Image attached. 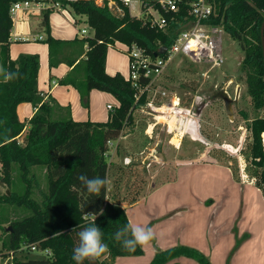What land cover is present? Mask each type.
Segmentation results:
<instances>
[{
    "label": "trees",
    "instance_id": "trees-1",
    "mask_svg": "<svg viewBox=\"0 0 264 264\" xmlns=\"http://www.w3.org/2000/svg\"><path fill=\"white\" fill-rule=\"evenodd\" d=\"M20 0H0V69L17 73L14 79L5 83L0 74V174L1 182L12 184L13 169L17 165L19 176L25 183V192L20 194H0V208L13 205L32 210V214L10 221L4 228L6 239L2 255H13L14 264H76L72 259L73 249L79 244L78 233L89 226V213H99L96 225L103 233V241L109 251L100 258L87 259L83 264H114L120 256H140L143 246L129 251L122 242L114 239L115 232L130 220L122 204H134L144 195L135 190L134 182L126 185L128 178L121 176L130 163L115 165V184L109 183L97 196L91 194L77 177L81 173L89 177H106L112 164L109 161V144L130 132L135 125V112L147 101L150 79L141 77L138 83L127 80L117 72L106 70L109 47L117 42L124 45L136 44L152 58L160 54L163 47L171 48L187 20L186 6L178 13L160 8L168 21L165 29L153 26L141 17L131 15L128 6L119 3L122 13L108 6H98L92 0H65L64 6L75 14L86 16L93 35L84 39L63 41L51 35L50 14H43L42 25L50 46V65L59 64L54 49L60 45L80 42L87 43L79 62L60 80L61 84L73 85L81 94L84 104L89 107V96L93 89L111 93L118 100V106L110 111L108 120H74L69 117H55L56 109L61 108L51 97L38 105V111L26 122L18 116V106L22 102H38L41 92L38 89L40 59L37 54H21L17 59L10 56L13 19L11 6ZM217 14L208 23L223 26L226 32L239 42L245 53L242 70L246 74L248 93L256 109H264V54L261 27L264 20V0H215ZM155 4V3H154ZM157 7L158 5L155 4ZM73 65V62H70ZM29 126L22 140L20 136ZM252 142L248 159L256 168L250 176L264 194V116L254 118L248 126ZM119 149V144L117 145ZM43 166L48 186L40 184L38 171L33 167ZM238 177V176H237ZM240 179V177H238ZM38 192V200L35 192ZM130 199L127 200V196ZM74 229V230H73ZM63 232V235H55ZM50 251V255L30 258L35 250ZM187 256L201 264H211L210 259L199 249L188 245H176L169 249L157 250L150 264H166L169 260Z\"/></svg>",
    "mask_w": 264,
    "mask_h": 264
},
{
    "label": "crops",
    "instance_id": "crops-1",
    "mask_svg": "<svg viewBox=\"0 0 264 264\" xmlns=\"http://www.w3.org/2000/svg\"><path fill=\"white\" fill-rule=\"evenodd\" d=\"M29 11H22L14 22L11 33L10 56L37 54L40 59L38 102H22L18 116L26 122L38 111V105L53 97L61 108L55 117L74 120L106 121L108 105L118 106L114 95L93 89L87 107L73 85L61 84L69 71L79 62L87 43H68L54 49L59 64L50 65V46L42 25L43 14L51 10V35L63 41L84 39L93 35L86 16L77 15L64 6L65 0H36ZM56 3H59L57 5ZM86 34L82 35L81 30ZM73 62V65H70ZM106 70L109 74L129 71L126 46L117 42L109 47ZM29 126H26L25 131ZM133 224L151 227L155 237L144 246L142 256H120L114 264H150L157 250L175 245H188L199 249L211 264H234L240 259L259 260L264 264V194L250 179H239L231 166L211 160H192L176 167L172 179L149 191L134 204H122ZM182 223L175 229V223ZM179 235V236H178ZM201 264L197 260L180 256L166 264Z\"/></svg>",
    "mask_w": 264,
    "mask_h": 264
},
{
    "label": "rangeland",
    "instance_id": "rangeland-1",
    "mask_svg": "<svg viewBox=\"0 0 264 264\" xmlns=\"http://www.w3.org/2000/svg\"><path fill=\"white\" fill-rule=\"evenodd\" d=\"M132 12L136 14L138 10ZM222 46L226 59L224 65L212 68L207 75L204 72L211 64L194 63L182 54L175 56L163 73L154 79L146 103L135 112L136 122L131 131L109 144L111 164L121 165L133 160L138 166L127 167L121 175L128 178L126 185L134 182L136 186L130 196L137 188L140 194L146 195L172 179L178 165L197 159L228 164L241 180H252L250 175L256 168L248 159L252 142L248 126L254 118L264 116V109H256L252 104L246 74L242 70L245 53L239 42L225 34ZM226 98L233 102L231 117L226 111ZM27 132H23L20 140ZM113 164L109 175L111 189L116 177ZM41 169L43 166L33 167L34 172L38 171L40 184L48 186L47 175ZM25 187L15 165L12 184L7 186L0 181V194H8V191L23 194ZM34 194L41 199L37 191ZM30 214L31 209L16 205L0 208V254L5 250L3 242L7 238L4 228L10 221ZM174 223L175 229L182 228V223ZM42 255L41 250L29 253L30 258ZM258 263L259 260L247 259L234 262Z\"/></svg>",
    "mask_w": 264,
    "mask_h": 264
},
{
    "label": "built area",
    "instance_id": "built-area-1",
    "mask_svg": "<svg viewBox=\"0 0 264 264\" xmlns=\"http://www.w3.org/2000/svg\"><path fill=\"white\" fill-rule=\"evenodd\" d=\"M74 2L78 0H66ZM98 6H108L117 13H122L119 3L128 6L131 15L141 17L147 20L153 26L165 29L167 20L162 15L160 8L166 11L178 13L183 6H186L187 20L183 23L177 39L171 48L164 53L165 57L157 56L152 58L145 54L144 50L136 44L125 45L126 53L129 57V71L125 76L127 80L138 83L141 77L150 79L147 89L149 90L154 84V79L161 75L167 64L177 55H184L194 63L211 64L207 75L212 68H220L225 63L223 51V41L225 34H228L223 26L208 23L211 16L217 14L215 0H92ZM36 0H20L12 4L10 12L13 22L18 20V15L22 11L32 9ZM158 6L156 7L155 4ZM59 5V3H56ZM160 7V8H159ZM134 14L132 11H137ZM81 34L85 35L86 30L82 29ZM175 104V102H174ZM116 106L108 105L111 111ZM189 113L191 110L189 109ZM113 143V142H110ZM130 162V160L128 161ZM37 250V246L32 247ZM45 255H50V251L44 250ZM0 264H14L13 255L0 254Z\"/></svg>",
    "mask_w": 264,
    "mask_h": 264
},
{
    "label": "clouds",
    "instance_id": "clouds-1",
    "mask_svg": "<svg viewBox=\"0 0 264 264\" xmlns=\"http://www.w3.org/2000/svg\"><path fill=\"white\" fill-rule=\"evenodd\" d=\"M0 74H3L5 83L14 79L17 75V73L4 72L3 69H0ZM77 179L89 193L97 196L102 189H106L109 183L106 177H89L85 173H81ZM103 214V210L99 213L86 214L90 219L89 226L78 233L79 244L73 249L72 259L76 264H83L87 259H98L109 251L108 245L103 241V233L95 222L97 215ZM55 235H63V232H57ZM154 237L155 234L151 227L133 224L130 221L123 227L119 228L114 234V239L118 242H122V247L129 251L135 250L138 245H148Z\"/></svg>",
    "mask_w": 264,
    "mask_h": 264
},
{
    "label": "water",
    "instance_id": "water-1",
    "mask_svg": "<svg viewBox=\"0 0 264 264\" xmlns=\"http://www.w3.org/2000/svg\"><path fill=\"white\" fill-rule=\"evenodd\" d=\"M261 36H262V43H263V54H264V20H263V23H262V27H261ZM167 51V47H163L161 50H160V54H164L165 52ZM158 56V55H156ZM232 100L230 99H225V106H226V111L228 113V115L231 117L232 116ZM2 180V175L0 174V181ZM8 194H10V191H8Z\"/></svg>",
    "mask_w": 264,
    "mask_h": 264
},
{
    "label": "bare ground",
    "instance_id": "bare-ground-1",
    "mask_svg": "<svg viewBox=\"0 0 264 264\" xmlns=\"http://www.w3.org/2000/svg\"><path fill=\"white\" fill-rule=\"evenodd\" d=\"M175 104H177V103H175ZM166 110H167V109L164 110L165 113H166Z\"/></svg>",
    "mask_w": 264,
    "mask_h": 264
}]
</instances>
